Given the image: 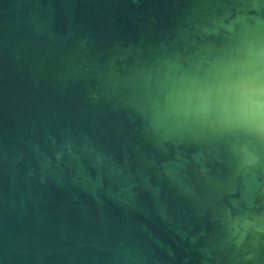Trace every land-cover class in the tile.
Segmentation results:
<instances>
[{"label": "water", "instance_id": "1", "mask_svg": "<svg viewBox=\"0 0 264 264\" xmlns=\"http://www.w3.org/2000/svg\"><path fill=\"white\" fill-rule=\"evenodd\" d=\"M0 264H264V0H0Z\"/></svg>", "mask_w": 264, "mask_h": 264}]
</instances>
